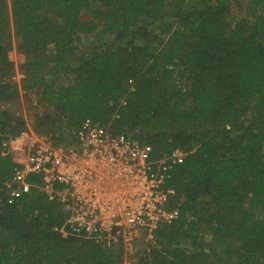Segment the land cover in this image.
<instances>
[{
    "label": "trees",
    "instance_id": "trees-1",
    "mask_svg": "<svg viewBox=\"0 0 264 264\" xmlns=\"http://www.w3.org/2000/svg\"><path fill=\"white\" fill-rule=\"evenodd\" d=\"M233 2L0 0V264L124 258L67 228L36 187L10 202L16 164L1 147L30 128L14 105L35 94L44 112L30 129L57 145L91 123L149 145L152 159L186 152L171 180L178 217L138 264H264V0L238 20ZM92 35L100 44L79 53Z\"/></svg>",
    "mask_w": 264,
    "mask_h": 264
},
{
    "label": "built area",
    "instance_id": "built-area-1",
    "mask_svg": "<svg viewBox=\"0 0 264 264\" xmlns=\"http://www.w3.org/2000/svg\"><path fill=\"white\" fill-rule=\"evenodd\" d=\"M23 76L19 72L14 79L20 82ZM1 155L11 156L16 164L8 184L10 202L27 188H38L62 207L67 228L109 249L121 246V264H138L142 243L153 241L159 228L178 217L170 206L177 195L171 180L184 162L182 148L152 159L149 145L87 123L71 146L57 145L52 136L29 128L4 141ZM32 176L41 184H32Z\"/></svg>",
    "mask_w": 264,
    "mask_h": 264
},
{
    "label": "rangeland",
    "instance_id": "rangeland-1",
    "mask_svg": "<svg viewBox=\"0 0 264 264\" xmlns=\"http://www.w3.org/2000/svg\"><path fill=\"white\" fill-rule=\"evenodd\" d=\"M242 1L240 4H236V2H233L231 4L232 13L231 18L238 20L242 17H247L248 19H251L248 17L246 11V6L248 3V0H240ZM100 44V39L98 35H92L89 37H85L79 44H78V52L83 53L84 51L91 50L95 45ZM2 107V105H0ZM14 108L16 109V112L19 115H24L27 120L31 123L30 128H33L34 126V119L37 117V115L44 112V108L41 106L38 95H31L30 97H22L19 99L15 105ZM143 245V243H142Z\"/></svg>",
    "mask_w": 264,
    "mask_h": 264
}]
</instances>
